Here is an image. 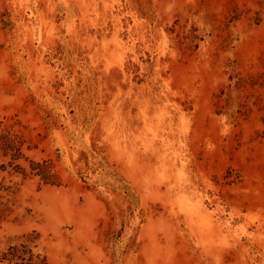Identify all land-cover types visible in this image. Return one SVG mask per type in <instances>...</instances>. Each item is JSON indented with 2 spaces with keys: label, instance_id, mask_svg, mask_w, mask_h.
<instances>
[{
  "label": "rangeland",
  "instance_id": "obj_1",
  "mask_svg": "<svg viewBox=\"0 0 264 264\" xmlns=\"http://www.w3.org/2000/svg\"><path fill=\"white\" fill-rule=\"evenodd\" d=\"M0 264H264V0H0Z\"/></svg>",
  "mask_w": 264,
  "mask_h": 264
},
{
  "label": "trees",
  "instance_id": "obj_2",
  "mask_svg": "<svg viewBox=\"0 0 264 264\" xmlns=\"http://www.w3.org/2000/svg\"><path fill=\"white\" fill-rule=\"evenodd\" d=\"M4 142L5 149H15V141L10 138L9 134L0 135ZM19 151V148H16ZM3 261L7 264H47V258L40 253L35 254L26 243L11 245L7 252L3 254Z\"/></svg>",
  "mask_w": 264,
  "mask_h": 264
}]
</instances>
